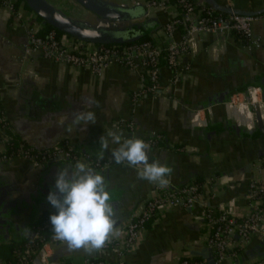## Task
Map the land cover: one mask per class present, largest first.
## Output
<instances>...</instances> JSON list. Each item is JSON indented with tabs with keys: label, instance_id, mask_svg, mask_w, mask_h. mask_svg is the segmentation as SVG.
Wrapping results in <instances>:
<instances>
[{
	"label": "crops",
	"instance_id": "obj_1",
	"mask_svg": "<svg viewBox=\"0 0 264 264\" xmlns=\"http://www.w3.org/2000/svg\"><path fill=\"white\" fill-rule=\"evenodd\" d=\"M115 1L131 4L130 0ZM214 1L245 11L264 8V0ZM175 15L172 9L149 11L148 16L161 26L152 36L159 46L167 43L163 25ZM254 17L253 34L264 46V13ZM32 26L40 31L42 23L23 3L10 7L0 1V109L9 132L35 150L65 142L82 154L98 157L104 151L100 138H108L109 150L104 151L103 159L112 161V166L96 172L108 182L117 227L139 212L158 186L139 179L136 169L114 163L111 149L117 145L111 143V132L122 133V139L161 136L149 152V162L172 168L167 179L174 187L197 177L203 178L202 182L216 181V198L211 200L204 188L193 209H169L151 220L126 264H179L189 256L200 258L192 254L207 248L206 228L199 219L202 207H222L238 220L251 212L246 199L248 183L253 178L264 182V174H257L264 165L262 50H248L236 34L193 35L190 52L183 58L190 68L179 83L171 84L172 72L162 68L158 93L133 102L134 92L146 82L140 72L113 65L98 77L44 60L38 53L27 55L24 45ZM179 37L180 33L174 35ZM253 88L262 89L258 98L262 104L256 110L243 106ZM78 111L94 112L96 123L73 124V114ZM129 118L136 127L132 137L118 124L119 119ZM2 137L0 128V156L5 150ZM66 165L74 164L58 160L33 165L22 158L0 159V248L34 237L41 213L55 209L47 196L55 190L57 171ZM51 236L29 264L115 262L111 251H70ZM263 254V241L253 238L242 244L237 239L225 264H253ZM2 263L6 264L0 258Z\"/></svg>",
	"mask_w": 264,
	"mask_h": 264
},
{
	"label": "built area",
	"instance_id": "obj_2",
	"mask_svg": "<svg viewBox=\"0 0 264 264\" xmlns=\"http://www.w3.org/2000/svg\"><path fill=\"white\" fill-rule=\"evenodd\" d=\"M0 1L10 7L17 2V0ZM130 2L131 4L139 2L148 11L172 9L176 12V15L162 27V32L167 40L165 46H159L154 41L121 45H93L78 42L63 35L58 37L55 30L39 36L38 28L32 26L28 29L24 53L27 55L38 53L44 60L87 70L98 77L113 65L130 71H138L146 79V82L141 89L134 92L132 101L136 102L143 96H155L158 93L162 68H168L172 72L171 84L179 83L182 74L190 68L189 63L183 62V58L190 52L193 35L212 33L224 37L236 34L243 40L248 50L264 52L260 38L255 36L252 31L254 16L225 15L206 6L198 5L193 0H130ZM176 33H180L178 39L174 38ZM261 94L262 89L253 88L243 106L256 110L262 104L258 99ZM235 100H231L233 105ZM118 124L123 128V132L132 137L136 127L131 118L119 119ZM5 127H8V124L0 109V128L3 134L1 142L5 146V150L0 156L2 161L22 158L33 165H42L58 160L73 164L79 161L86 163L95 171H106L112 166L110 160L93 158L89 154H76L68 144V148L57 145L48 150H35L31 147L20 146L16 154L8 153L9 137L5 132ZM144 141L149 143L151 148L156 147L161 141V136L153 135ZM257 174H264V165L258 169ZM204 188L209 192L211 200L216 198L218 190L216 181L213 179L201 183L191 181L178 187H174L170 183L167 186L157 187L145 201L143 208L139 212L133 213L124 224L117 227L119 236L114 237L101 250L111 251L115 256V262L86 260V264H126V257L135 249L141 234L151 220L169 209H193L198 204ZM246 199L251 207V212L239 220L222 207L206 206L201 208L199 219L206 228V246L211 252L214 264H225L230 256L232 245L237 239L242 244L253 238L264 242V182L255 178L251 179L248 183ZM51 227L50 218H48L42 226L37 228L34 237L25 246L23 252H15L17 260L12 264H29L27 257L41 243V247L37 251L39 254L46 242L42 238V233ZM179 264L208 263L205 259L196 260L189 256L181 259ZM253 264H264V255L255 259Z\"/></svg>",
	"mask_w": 264,
	"mask_h": 264
},
{
	"label": "clouds",
	"instance_id": "obj_3",
	"mask_svg": "<svg viewBox=\"0 0 264 264\" xmlns=\"http://www.w3.org/2000/svg\"><path fill=\"white\" fill-rule=\"evenodd\" d=\"M72 123L76 126L95 124L96 117L92 111H78L73 114ZM109 137L111 143L117 145L111 149L114 163L136 169L141 180L168 185L167 177L173 169L158 161L149 162V143L139 138L122 139L119 132H111ZM100 145L104 151L109 150V139L102 136ZM104 151L98 154L100 159ZM54 188L47 196L56 209L50 215L53 239L66 244L70 251L83 250L91 254L103 250L119 236L117 211L104 175L77 161L57 171Z\"/></svg>",
	"mask_w": 264,
	"mask_h": 264
},
{
	"label": "water",
	"instance_id": "obj_4",
	"mask_svg": "<svg viewBox=\"0 0 264 264\" xmlns=\"http://www.w3.org/2000/svg\"><path fill=\"white\" fill-rule=\"evenodd\" d=\"M21 1L43 24L67 38L82 43L128 44L145 36H153L161 28L154 18L148 16L149 11L139 2L128 4L115 0H72L91 17L89 21L68 16L46 0ZM197 4L225 15L257 16L264 13V8L258 11H245L220 5L214 0H198ZM154 183L158 187L161 186L158 182ZM192 255L205 259L208 264H214L211 252L207 248Z\"/></svg>",
	"mask_w": 264,
	"mask_h": 264
},
{
	"label": "trees",
	"instance_id": "obj_5",
	"mask_svg": "<svg viewBox=\"0 0 264 264\" xmlns=\"http://www.w3.org/2000/svg\"><path fill=\"white\" fill-rule=\"evenodd\" d=\"M17 2L18 3H23L21 0H17ZM23 6L27 10H29L25 3H23ZM37 19L42 23V21L39 18H37ZM51 30H53L51 27H49L48 25L42 23V28L38 32V34H39V36H43L45 33H47L48 31H51ZM57 35H58V37H62V35L60 33H58V32H57ZM144 41L153 42V38H152V36H145L144 38H142V39H140L139 41H136V42H144ZM132 43H134V42H132ZM128 44H130V43H128ZM5 128H6L5 132H6V134L9 137V142H8V146H7V152L8 153L16 154L18 149L20 148V146H23V148H30L25 143L19 141L15 136L11 135V133L9 132L8 127H5ZM60 146L64 147V148H68L67 143H65V142L61 143ZM71 148H72L73 152H75L76 154H82L77 148H74V147H71ZM89 155H91V154H89ZM91 156L93 158H99L98 156H95V155H91ZM203 180H204L203 178L197 177V179L195 181L201 183ZM55 212H56V209H54L51 212H42L41 215L39 216L38 220L36 221L35 225H34L35 229L37 230L38 227L42 226L44 224V222L48 218H50V215L54 214ZM51 228L46 230V231H44L42 233V238L45 241H47V239H49L50 236L52 235ZM29 243H30V240L27 239V240H24V241H21V242H12L9 245L1 247L0 248V258H3L4 262L6 264H12V263L16 262L17 257L15 256V252H23V250L25 249V246L27 244H29ZM40 247H41V243H39L38 247L35 248V251L27 257V261L29 263H31V261H33V259L35 258L36 254H37V251H38V249ZM195 259L198 260L200 258H195Z\"/></svg>",
	"mask_w": 264,
	"mask_h": 264
},
{
	"label": "rangeland",
	"instance_id": "obj_6",
	"mask_svg": "<svg viewBox=\"0 0 264 264\" xmlns=\"http://www.w3.org/2000/svg\"><path fill=\"white\" fill-rule=\"evenodd\" d=\"M52 4L55 8L61 10L68 16L75 17L78 19L91 20V17L76 5L72 0H46Z\"/></svg>",
	"mask_w": 264,
	"mask_h": 264
}]
</instances>
